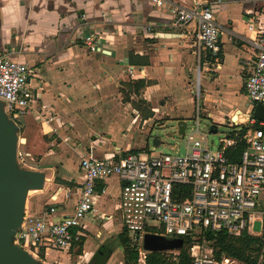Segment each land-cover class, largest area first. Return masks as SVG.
I'll return each instance as SVG.
<instances>
[{
  "label": "crops",
  "instance_id": "0c3cea01",
  "mask_svg": "<svg viewBox=\"0 0 264 264\" xmlns=\"http://www.w3.org/2000/svg\"><path fill=\"white\" fill-rule=\"evenodd\" d=\"M165 1L164 6L158 7L152 0H0V53H8L28 66L34 101L24 114V131H38L42 137V142L38 140L35 145L26 136L20 138L27 153L36 154L30 155L35 160L28 167L44 174L42 187L28 190L32 197L27 196L24 205L41 209L51 202L71 204L82 179L79 159L83 154L102 157L147 147L131 148L130 143L124 145L122 138H115L110 150L101 136L82 142L75 118L82 111L106 116L111 104L123 117L122 110H128L129 99L122 105L112 100L116 98L118 80L128 78V67L133 72L130 80H145L139 89L144 99L153 109H164L167 104L157 106L158 98L167 94L174 83L184 80L183 71L192 59L198 60L190 38L194 23L173 25L170 5L197 2L211 6L219 25L221 50L217 61L203 63L202 58L198 63H203L204 70L208 68L206 64H212L217 79L234 78L238 90L245 94L243 81L252 69L256 53L246 22L264 21V0ZM87 32L102 36L99 51L86 50L81 37ZM107 123L105 120L97 131L103 133ZM69 153L77 155V178L63 172ZM105 184L107 193L118 190L115 176L107 178ZM104 201L99 196L95 206L98 208ZM117 228L116 234L120 232ZM94 234L99 237L101 231L96 228ZM83 247L87 256L96 250L94 247L91 251L87 241ZM118 247L123 253V247ZM61 256L67 257L69 252Z\"/></svg>",
  "mask_w": 264,
  "mask_h": 264
},
{
  "label": "built area",
  "instance_id": "2783aa9c",
  "mask_svg": "<svg viewBox=\"0 0 264 264\" xmlns=\"http://www.w3.org/2000/svg\"><path fill=\"white\" fill-rule=\"evenodd\" d=\"M152 1L158 7L166 2ZM169 8L174 16L173 25L194 23L190 38L198 62L202 58L203 63L217 61L221 50L219 25L211 6L195 2ZM246 26L252 32L250 40L256 53L243 88L253 109L257 103L264 106V21L249 19ZM101 39L94 32L81 37L91 53L100 50ZM127 72L133 76L131 67ZM200 74L201 70L199 79ZM196 95L198 98L199 90ZM0 100L5 102L9 117L17 121L34 101L28 66L8 53H0ZM199 113L197 103L193 132H186V124L180 135L186 137L182 154H150L142 149L119 155L115 151L102 157L81 155L82 179L72 203L51 202L43 204L41 209L24 205L10 242L33 258H43L47 250L68 253L77 249L79 242L83 247L89 223L113 222L137 245L136 264H147L148 251L142 248L146 233L166 238L188 235L192 241L188 248L191 264L237 262L227 255L215 258L210 240L204 235L207 230H224L235 236L245 231L261 236L264 249V116L242 118L236 109L229 120L247 125L245 133L236 137L235 131L234 136L219 139L217 148L212 149L206 135L193 136L199 133ZM207 114L210 116L209 111ZM238 140H243L245 146L232 160L227 150L233 151ZM111 176L117 179L115 193H107L105 180ZM68 195L69 191L66 199ZM101 195L105 201L97 208L96 201ZM256 220L260 222V230L253 232L251 228ZM154 223L159 231L153 228ZM163 252L175 256L178 250Z\"/></svg>",
  "mask_w": 264,
  "mask_h": 264
},
{
  "label": "rangeland",
  "instance_id": "374dc122",
  "mask_svg": "<svg viewBox=\"0 0 264 264\" xmlns=\"http://www.w3.org/2000/svg\"><path fill=\"white\" fill-rule=\"evenodd\" d=\"M190 64L189 68L186 67L183 71L182 76L184 80H181L179 84L174 83L171 89L167 90V94L163 93L162 96L158 98L157 106L162 103L167 104L163 107L164 109L155 107L154 110L150 102L144 99L142 91L134 90L129 74L128 78L124 80L119 79L118 86L116 87L118 89V94H115L116 100L113 99L112 101H116L118 105H122L121 103H124L123 93L125 97L129 94L128 101L130 106H127L128 110H122L124 111V116H118L120 114L112 108V104L106 116L98 117L88 115L82 111L75 118V129L79 135L78 137H80L82 142L88 143V140H91L92 136H96L97 138L101 136L102 141L106 145L105 147L111 148L110 150H112L113 145L116 143L114 139L122 138L123 144H126V142L130 143L131 148L147 146L150 154H182L186 146V137L176 135V119H186V132H193L195 128V109L198 103L200 110L198 114L199 133H195L193 136L200 137L204 134L207 137L210 148H217L219 139L226 137L234 128H238L236 126L234 127L233 122L229 120V116L238 109V114L242 118H248L252 115L253 109L251 105H249V100L245 94L238 90L237 84L234 83L236 82L234 78L217 79L215 77V72L211 69L213 65L206 64L208 68L204 70L203 63H198L196 58L192 59ZM200 70L201 78L199 79ZM227 80L231 82L226 83ZM197 90H199L200 93L198 98L196 95ZM132 108L135 111H133ZM208 111L210 112V116L207 114ZM0 112L4 114L8 123L14 128V134L16 135L15 160L17 167L31 170L28 166L33 164L35 160L31 156H35L36 154L31 153L30 156L27 153L26 147H23L20 138L26 136L29 138L30 143L35 145L38 140L42 142V137H40L41 133L31 130L24 131L26 115H22L18 121L10 118L6 110V104L2 100H0ZM144 119H146V122H143ZM233 119H237L236 115H233ZM105 120L108 122L107 127L106 129L104 128L103 133H99L97 128H100L101 124H105ZM153 135H158L160 139L158 145L152 143L151 138ZM43 138L48 140L45 135H43ZM76 158V154L69 153L68 159L63 165V172L75 178H77L78 175L74 168ZM30 192L31 191H27L25 200H27V196L28 198L32 197L31 194H29ZM114 225L113 222L89 223L86 241L91 251L94 247L97 249L102 243L110 242L113 239L116 235L115 231L118 230V226L115 225L114 227ZM152 225L155 230H160L156 223ZM96 228L101 231L99 237L95 235L96 233L94 234ZM251 230L253 232H258L260 230V222L258 220L255 221ZM258 237L261 238V236ZM115 248L108 257L106 264H122L123 253L120 251V247L116 246ZM263 250L262 245L261 251ZM76 251V248H73L69 251V256L64 257L61 256L63 253L62 251L47 250L45 258L35 257L34 259L46 264H89V260L93 254L87 256L82 250L80 253ZM94 251L95 250H93V252ZM232 264L246 263L237 260V262H233ZM260 264H264V261Z\"/></svg>",
  "mask_w": 264,
  "mask_h": 264
},
{
  "label": "water",
  "instance_id": "95a60500",
  "mask_svg": "<svg viewBox=\"0 0 264 264\" xmlns=\"http://www.w3.org/2000/svg\"><path fill=\"white\" fill-rule=\"evenodd\" d=\"M252 116L258 119L264 116V106L255 104ZM186 121L176 119V135H182ZM13 126L0 112V264H46L36 261L29 253L10 242V237L19 225L25 202V195L30 189L42 187L43 172L18 168L15 160L16 135ZM151 141L158 145V135ZM181 239H170L161 235L146 233L142 248L148 252L178 250Z\"/></svg>",
  "mask_w": 264,
  "mask_h": 264
},
{
  "label": "trees",
  "instance_id": "16d2710c",
  "mask_svg": "<svg viewBox=\"0 0 264 264\" xmlns=\"http://www.w3.org/2000/svg\"><path fill=\"white\" fill-rule=\"evenodd\" d=\"M131 82L135 91H138L145 85L144 79L131 80ZM123 96L124 100L129 99V94L126 95V97L125 95ZM235 126L238 128H234L233 131L229 132V136H234L235 131H237L236 137H240L245 133L247 125L238 123L234 124V127ZM244 146L245 143L243 140L236 141L234 150H227V155L232 160H235L237 154L244 148ZM144 149L148 150V147H145ZM133 150L136 151V149ZM204 235L210 240L209 245L217 259H219L221 255H227L246 264H260L264 261V250L261 251V238L257 235H252L244 231L235 236L228 234L224 230H207ZM170 239L182 240V245L178 249L177 254L174 256L173 254L159 251L146 252L145 260L147 264H191L188 252V248L192 243L190 237L188 235H183L179 237H170ZM81 240H83V237H81ZM118 245L123 247L122 264H136L138 257L137 245L131 241L125 230L118 232L110 242L99 245L91 256L89 264H106L112 250ZM81 248V242H79L76 252L80 253Z\"/></svg>",
  "mask_w": 264,
  "mask_h": 264
}]
</instances>
